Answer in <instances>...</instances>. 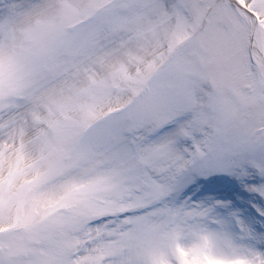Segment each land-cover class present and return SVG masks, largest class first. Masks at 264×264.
Here are the masks:
<instances>
[{"label":"snow or ice","instance_id":"snow-or-ice-1","mask_svg":"<svg viewBox=\"0 0 264 264\" xmlns=\"http://www.w3.org/2000/svg\"><path fill=\"white\" fill-rule=\"evenodd\" d=\"M0 264H264V0H0Z\"/></svg>","mask_w":264,"mask_h":264}]
</instances>
